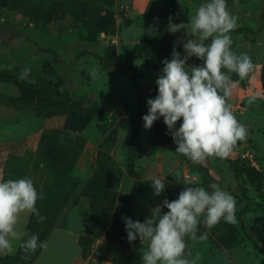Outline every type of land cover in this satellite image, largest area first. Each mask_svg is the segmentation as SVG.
Returning <instances> with one entry per match:
<instances>
[{
	"label": "rangeland",
	"instance_id": "374dc122",
	"mask_svg": "<svg viewBox=\"0 0 264 264\" xmlns=\"http://www.w3.org/2000/svg\"><path fill=\"white\" fill-rule=\"evenodd\" d=\"M55 1L0 0V73L18 78L24 68L30 69L21 81L33 92L23 97L13 82L0 81V181L31 178L44 194L36 207L46 217L41 223L35 215L21 213L16 226L19 232L37 234L46 245L37 248L33 260L25 259L21 241L12 240V251L0 253V264H142L139 237L137 247L127 250L108 240L109 236L127 239L122 217L144 222L165 198L177 199L182 185L211 191L213 183L235 198L238 222L221 220L211 229L201 223L196 239L185 237L187 258L195 259L198 253L196 264H264V88L259 80L264 64V0L227 4L237 18L231 49L247 53L254 65L243 80L232 74L227 98L247 137L227 158L209 157L200 163L184 161L155 139L157 132L173 140L163 117L150 129H145L142 117L148 113L147 100L158 94L155 81L162 74L161 57L168 50L171 60L174 47L181 57L185 55L190 16L206 0H172L171 22L183 23L186 29L171 33L166 28L149 45L142 42L143 12L160 11L164 0H115L114 6L101 11L107 19L100 28L71 12L50 19L48 8ZM187 63L203 61L193 56ZM137 115L144 153L135 159L130 174L126 134ZM100 150L120 169V177L114 195L93 187L95 197H89L84 192L96 174L101 184L105 178L116 180L110 162L97 164ZM230 160L243 171L257 170L261 185H252L246 173L237 177ZM152 177L165 182L160 195H154ZM167 211L160 209L161 214ZM241 220L259 249L243 234ZM203 233L206 238L200 239Z\"/></svg>",
	"mask_w": 264,
	"mask_h": 264
},
{
	"label": "clouds",
	"instance_id": "9594fccd",
	"mask_svg": "<svg viewBox=\"0 0 264 264\" xmlns=\"http://www.w3.org/2000/svg\"><path fill=\"white\" fill-rule=\"evenodd\" d=\"M171 19L169 32L186 29L183 23L174 24ZM236 27L237 18L228 9L227 0H206L200 4L187 25L185 55L181 57L174 47L171 60L162 61V74L155 81L158 94L147 100L148 113L142 117L145 129L163 117L177 145L175 151L192 163L209 157L227 158L237 143L247 137L246 127L238 122L227 103L233 87L231 74L243 80L254 68L247 53L237 54L231 49V32ZM209 39L211 42L206 44ZM193 56L203 64L189 66L187 62ZM29 72L30 69L24 68L18 79H27ZM181 118L182 123L176 128ZM149 180L154 195L165 190L164 180L156 177ZM209 187L211 191L201 186H186L177 199L165 198L144 222L122 217L128 242L139 237L142 264H196L199 254L195 259L187 258L185 237L196 239L201 223L211 229L221 220L228 224L238 222L235 198L218 184ZM44 198L31 178L0 181V253L12 251V240L21 241L19 246L26 254L25 259L37 248L46 246L37 234L28 235L16 229L21 213L35 215L41 223L46 219L36 207L37 200ZM161 207L169 211L161 214ZM26 235L28 238L23 239ZM206 235L203 233L199 238L205 239Z\"/></svg>",
	"mask_w": 264,
	"mask_h": 264
},
{
	"label": "trees",
	"instance_id": "16d2710c",
	"mask_svg": "<svg viewBox=\"0 0 264 264\" xmlns=\"http://www.w3.org/2000/svg\"><path fill=\"white\" fill-rule=\"evenodd\" d=\"M241 0H227V4L231 2H240ZM56 2V3H55ZM52 3V6L48 8L49 13L51 14L50 19L56 20L63 18L68 12H71L74 14L78 19H80L85 24H92L94 27L100 28L102 25H104L105 20L107 19L106 14H101V11L104 10L106 7H112L115 5V0H56ZM164 4H166L164 6ZM169 7V8H168ZM175 16L174 14V8H173V1L172 0H164L163 7H161L160 11L158 12H149L145 11L143 12V36H142V42L144 44H152L161 36H163L166 32L167 28V21L169 22V17L173 18ZM173 19H171L172 21ZM168 50L167 52L161 57V60H164L165 58H168ZM226 71V70H223ZM231 79H234L233 75L231 74ZM259 80L261 83V86L264 88V64L261 67L260 70V76ZM0 81H11L13 82L19 89L21 96H28L29 94H32V90L30 88L26 87L23 82L16 78L15 76H9L5 73H0ZM141 124V118L139 115L134 116L132 119L131 126L126 134V146H127V171L130 174H133L135 171V159L139 158L143 155L144 150L141 145V143L138 141V133L139 128ZM176 125L179 127L180 124L176 123ZM155 139L158 142H161L164 148L167 149H174L176 150L177 145L174 143L172 139H168L166 136H162L161 134L155 132ZM184 161H187L188 159L181 156ZM111 163L110 167L112 170V174L115 175L116 180L112 179L111 181H108L106 178L104 179V183L101 184L99 182L98 174L95 175L93 178L94 181H90L87 186L84 193L88 195L89 197H95L94 194L96 191H94L93 187L100 190L105 189L109 193H112L114 195L115 193V186L117 185V181L120 177V169L115 166L111 160L107 159L104 152L100 150L98 152L97 156V164H104V163ZM229 165L235 172V175L238 177L242 173L247 174L248 181L256 187H259L261 185L262 179L260 173L255 170L253 167H250L248 170L243 171L240 166H238L233 160L229 161ZM183 187H186L188 185H182ZM91 189V190H90ZM113 191V192H112ZM169 194L171 191L168 189ZM122 198L124 201H126L127 197L125 195H122ZM128 200V199H127ZM243 210L239 213L240 216H242ZM141 219H144L143 217ZM243 234L245 237L253 244V247L255 249H259V246L256 244L250 233L247 231L246 226L244 225L243 221H240ZM261 238V236H259ZM108 240L110 242H116L121 245H124L125 250L127 249H134L138 245V238L129 243L126 238H123V240H115L108 237ZM33 255L31 254L29 258V262L33 260Z\"/></svg>",
	"mask_w": 264,
	"mask_h": 264
}]
</instances>
